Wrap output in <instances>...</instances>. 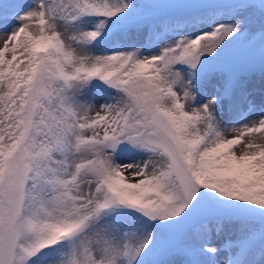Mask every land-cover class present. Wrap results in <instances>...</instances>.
<instances>
[{
	"label": "snow or ice",
	"instance_id": "obj_1",
	"mask_svg": "<svg viewBox=\"0 0 264 264\" xmlns=\"http://www.w3.org/2000/svg\"><path fill=\"white\" fill-rule=\"evenodd\" d=\"M0 264H264V0H0Z\"/></svg>",
	"mask_w": 264,
	"mask_h": 264
},
{
	"label": "rangeland",
	"instance_id": "obj_2",
	"mask_svg": "<svg viewBox=\"0 0 264 264\" xmlns=\"http://www.w3.org/2000/svg\"><path fill=\"white\" fill-rule=\"evenodd\" d=\"M253 82H254V85L258 89V87H259V77H258V75L253 78ZM253 99L256 101L257 105H259V103H260V96H259V92L258 91H257L256 95L253 97Z\"/></svg>",
	"mask_w": 264,
	"mask_h": 264
}]
</instances>
